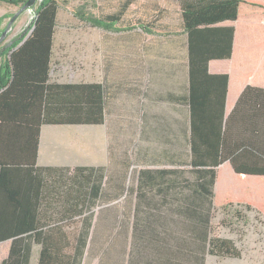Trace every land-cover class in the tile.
I'll list each match as a JSON object with an SVG mask.
<instances>
[{"label":"trees","instance_id":"16d2710c","mask_svg":"<svg viewBox=\"0 0 264 264\" xmlns=\"http://www.w3.org/2000/svg\"><path fill=\"white\" fill-rule=\"evenodd\" d=\"M25 1L0 0V4L20 8ZM61 1H40L25 41L15 50L14 45L0 54L5 56L0 67V242L11 241L10 253L3 264H19L23 251L27 252L24 259L27 258L31 241L42 234L34 230L32 213L17 212L18 207L24 208L25 191V209L32 210L43 172L49 175L53 170L36 166L39 127L104 122V92L100 85L50 82ZM145 1V4L160 5L158 0ZM171 1L167 6L178 10L180 34L186 39L187 60L180 61L178 70L187 67L190 81L186 101L191 109L189 162L185 170L140 171L136 187L131 183L126 185L124 173L120 219H112L113 205L99 208L95 221L93 213L89 216L87 242L100 245L102 250L96 251L101 254L99 264H108L112 245L121 255L127 254L126 264H205L207 255L239 259L241 251L233 240L213 235L214 213L233 210L232 216L243 219L244 223L246 217L237 207L246 212L255 209L264 215V207L249 197L237 195L220 200L214 193L219 178L217 168L228 159L239 177L264 178V89L246 86L235 104L234 110L240 112L235 155L225 146V129L215 134V143L212 132L201 133L196 119L197 113L204 115L210 100L207 97L210 93H202L198 87L206 83L207 80H202L204 76L223 82L217 101L222 109L221 117L224 114L229 75H210L207 69L210 60L231 57L236 29L217 25L237 22L242 6L264 11V0ZM139 2L129 1L133 5ZM129 3L124 0L115 11L97 17L88 10L91 4L85 1L73 7L72 14L91 28L117 32ZM92 7L96 8L94 4ZM134 12L139 11L136 8ZM159 15L167 17L166 11H160ZM90 171L91 210L96 201L107 205L113 200L114 187L109 173L99 168ZM44 254L45 250L40 254L39 264Z\"/></svg>","mask_w":264,"mask_h":264},{"label":"crops","instance_id":"0c3cea01","mask_svg":"<svg viewBox=\"0 0 264 264\" xmlns=\"http://www.w3.org/2000/svg\"><path fill=\"white\" fill-rule=\"evenodd\" d=\"M145 3L136 7L133 3L126 5L121 35L109 33L105 41L101 40L100 28H93L98 32L92 36L91 63L70 68L76 74L74 79L69 73L63 75V66L50 67V82L88 83L103 88L104 122L39 127L36 166L53 170L49 175L43 172L32 210L25 209L26 191L22 194L24 208L18 207L17 212L32 213L34 230L42 234L31 241L27 258L24 259L26 251L21 253L19 264H39L44 250L42 264H99L101 254L96 251L102 250L100 245L87 242L89 216L93 213L95 221L99 208L113 205L112 219H120L124 173L126 185L131 183L136 187L140 171L187 169L191 109L186 101L190 81L187 67L178 70L179 59L187 60L185 35L180 34V18L176 25L170 19L164 22L159 12L167 9ZM136 8L139 12L135 13ZM239 13L237 22L217 25L235 27L233 54L230 58L210 60L207 69L210 75H229L224 114L221 117L222 109L217 101L223 82L204 76L202 80H207L206 83L198 87L200 92L210 93L207 95L210 100L204 115L196 116L201 133L212 132L213 142L217 141L215 134L219 129L226 130L225 146L229 152L232 149L233 155L240 132V112L234 110L235 104L246 86L264 89V11L242 6ZM137 19L141 22H134ZM12 42L10 39L6 45ZM164 58H169V64ZM229 164L228 159L217 168L216 196L220 200L237 195L249 197L264 207V178L239 177ZM93 168L111 175L114 197L107 205L96 201L90 210ZM253 212L258 216V224L264 225V215L255 209ZM236 243L241 257L232 260L262 264L258 242L250 244L247 257ZM10 247V240L0 242V264L7 260ZM126 256L112 245L108 264H126Z\"/></svg>","mask_w":264,"mask_h":264},{"label":"rangeland","instance_id":"374dc122","mask_svg":"<svg viewBox=\"0 0 264 264\" xmlns=\"http://www.w3.org/2000/svg\"><path fill=\"white\" fill-rule=\"evenodd\" d=\"M40 1H37L32 8L23 11L17 16L11 23L8 31V24L12 17L19 11V7H14L8 4H0V54L9 47H17L31 32L34 17L36 16V9ZM88 1L91 7H87L88 10L96 15L102 17L104 14H109L120 7L124 0H62L60 3L59 15L57 17V28L54 33V48L53 51V65L58 64L63 66V75H69L76 77L75 72L70 68L90 65V49L92 46V36L98 32V29L91 28L89 25L84 24L76 20L72 14L73 7L81 5L83 2ZM145 0H140L138 4H143ZM149 1V0H147ZM160 6L165 7L167 17L164 22L170 19L176 24V20L179 18L178 10L176 7H168V3H172L171 0H158ZM92 4L96 8L92 7ZM137 5V4H136ZM135 5V7H136ZM125 16L119 23V28L123 30L125 24ZM6 31L5 35L1 37L2 33ZM120 31V29H119ZM117 32H106V30L100 29L101 40L107 41V35H121ZM12 40V44L6 45L9 40ZM23 43V42H22ZM4 48V49H3ZM5 56H0V67L5 62ZM183 59H180V61ZM164 62L169 64V58H164ZM237 210L242 211L246 217V223L239 217H233V210H217L214 213L213 218V235L219 237L232 238L237 242L244 251L245 256H249L248 247L253 241L258 242V248L261 249L264 264V225H259L256 221L258 216L253 211H244L243 208L237 207ZM241 260H232L226 257L219 258L207 255L205 258V264H243Z\"/></svg>","mask_w":264,"mask_h":264},{"label":"water","instance_id":"95a60500","mask_svg":"<svg viewBox=\"0 0 264 264\" xmlns=\"http://www.w3.org/2000/svg\"><path fill=\"white\" fill-rule=\"evenodd\" d=\"M37 1H39V0H26L25 3L20 7L19 11H18V12L12 17L11 21H10L9 24H8V28L6 29V31H8V29H9L10 26H11V23L14 21V19H15L17 16H19V14H21L23 11H25V10H27V9L29 10L30 8H32V7L34 6V4H35ZM6 31H4V32L2 33L1 37H3V36L5 35ZM27 37H28V36H27ZM27 37H26V38H27ZM26 38H25V39H26ZM25 39H24L22 42H24ZM22 42H21V44H22ZM21 44H19L17 47H19ZM17 47H15L13 50H15Z\"/></svg>","mask_w":264,"mask_h":264}]
</instances>
